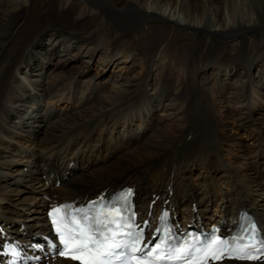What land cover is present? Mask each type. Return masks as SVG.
I'll use <instances>...</instances> for the list:
<instances>
[{"label":"bare ground","instance_id":"6f19581e","mask_svg":"<svg viewBox=\"0 0 264 264\" xmlns=\"http://www.w3.org/2000/svg\"><path fill=\"white\" fill-rule=\"evenodd\" d=\"M126 184L149 232L264 235V0H0V241L44 254L49 206Z\"/></svg>","mask_w":264,"mask_h":264},{"label":"snow or ice","instance_id":"6c2138e0","mask_svg":"<svg viewBox=\"0 0 264 264\" xmlns=\"http://www.w3.org/2000/svg\"><path fill=\"white\" fill-rule=\"evenodd\" d=\"M53 211L58 214L53 218V226L59 242L58 245L53 246L60 255L70 256L81 261L82 264H113L114 260L124 255L123 249H129L131 253L139 252L144 257L138 258L132 255L130 261L124 260L123 264H130V262L131 264H153L149 258L160 248V244L149 245L144 241L143 230L134 223L128 222L131 217L135 216L134 212L129 217H125L123 209L114 207L106 211L97 210L95 215L90 217L88 212H81V210L68 212L63 216L59 215V208ZM78 216L79 219H77ZM125 229H136V231L125 232ZM120 235H125L129 239L127 241L118 240L117 237ZM142 243L143 246H141ZM199 244L204 246L197 247L196 244L186 243L171 250V256L162 258L165 260L186 259L190 260L191 264H204L208 258H222L211 243L199 241ZM159 258L161 257H157ZM237 258L264 260V252L260 255H248L242 250Z\"/></svg>","mask_w":264,"mask_h":264},{"label":"rangeland","instance_id":"374dc122","mask_svg":"<svg viewBox=\"0 0 264 264\" xmlns=\"http://www.w3.org/2000/svg\"><path fill=\"white\" fill-rule=\"evenodd\" d=\"M260 17H262L261 15H259V14H257V17H255V19H259ZM258 23H259V21H257ZM96 70V67L94 66L93 68H92V71H95ZM99 71V70H98ZM243 136H245V138H246V140L247 141H249V140H251L250 138H248L247 137V135H245V134H243V131H241L240 132ZM221 194V193H220ZM212 209H214V207L212 208ZM212 211V210H211ZM213 211H215V210H213ZM216 212H218V211H216ZM215 212V213H216ZM44 214H45V212H44ZM27 218V215H22V217H21V219L18 221L19 222V225H21V224H23L24 222H26V223H28L29 221H32V219H34L33 217H30V218H28V219H26ZM26 223H24L25 225H26Z\"/></svg>","mask_w":264,"mask_h":264}]
</instances>
